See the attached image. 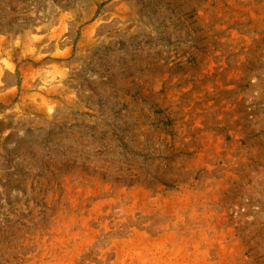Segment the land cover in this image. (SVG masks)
Instances as JSON below:
<instances>
[{"label":"rangeland","instance_id":"374dc122","mask_svg":"<svg viewBox=\"0 0 264 264\" xmlns=\"http://www.w3.org/2000/svg\"><path fill=\"white\" fill-rule=\"evenodd\" d=\"M0 264H264V0H0Z\"/></svg>","mask_w":264,"mask_h":264}]
</instances>
